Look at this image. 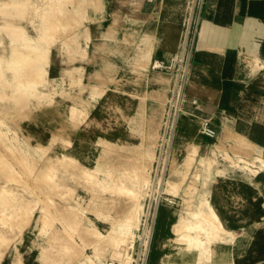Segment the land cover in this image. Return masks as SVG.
Masks as SVG:
<instances>
[{
    "label": "crops",
    "instance_id": "crops-1",
    "mask_svg": "<svg viewBox=\"0 0 264 264\" xmlns=\"http://www.w3.org/2000/svg\"><path fill=\"white\" fill-rule=\"evenodd\" d=\"M185 1L142 0L137 10L125 0L83 2L79 28L86 30L81 38L85 56L75 60L84 81L102 91L95 99L87 91L86 97L87 125L102 126L97 133L102 137L95 140L137 146L139 125L146 130L157 117L156 103L165 97L169 78L149 65L168 61L176 50ZM192 65L172 161L179 164L195 146L197 156L213 152L222 162L205 182L200 178V201L191 203L203 215H214L228 233L224 241H209L210 257L204 262L264 264V165L250 164L256 158L264 161V0H206ZM97 78L113 80L100 83ZM204 118L215 132L212 138L199 132ZM221 155H238L249 164L245 170L232 169ZM179 213L160 207L147 264L198 262V252L174 232ZM40 250L10 247L0 264H39Z\"/></svg>",
    "mask_w": 264,
    "mask_h": 264
},
{
    "label": "bare ground",
    "instance_id": "bare-ground-1",
    "mask_svg": "<svg viewBox=\"0 0 264 264\" xmlns=\"http://www.w3.org/2000/svg\"><path fill=\"white\" fill-rule=\"evenodd\" d=\"M84 1L86 0H76V3L72 5V10H74V12L72 14L69 13V16H71V18L74 20L75 24L74 23L73 24L75 26H78L81 24L80 17H81L82 11L80 10V7L83 5ZM51 2L53 3L54 6H50ZM69 2H70L69 0H0V11L4 10V12L6 11V14L9 10H12V9L14 11H17L18 7L21 5L23 7L22 10L24 11V13H27L26 19L31 27V30L33 31L32 34L20 33V35H17L16 34L17 32L16 33L14 32L15 29L12 27L13 25L10 21L8 22V24H5V25L0 24V34H2L4 38H6L7 40L5 43L2 44V48H1L2 53L0 54V74L4 75L6 74V71H10L11 73L10 77L4 76V78L0 79V86L6 85L9 87H14L13 92L17 94H20V93L23 94L25 98L39 99V98H46L49 96L47 92H43L42 90L39 89L40 85L44 86V84L48 81L49 68H50V46H51V43L56 41L55 39L50 40L49 34H51L52 30L53 31L58 30V32L60 29L64 31L68 30V28H66L67 27L66 21L68 19L69 11H68L67 6ZM125 2L137 10L139 9L141 5L142 0H125ZM91 3L93 2L91 1ZM54 15L56 16V19H58L56 23L50 22L52 20H49ZM12 16L14 17L15 15L14 14L11 15V18ZM48 22H50V24H48ZM110 22H113V21H110ZM18 32H21V31H18ZM58 32H56V34ZM70 32H67V34ZM83 32H86V30L80 29L79 27L78 29L76 28L74 33L69 38H65L64 40H62L59 45V49L65 50L71 54L69 58L70 66L69 67L67 66L66 68H64L63 73H65L67 76L69 75L71 78L76 79L75 82L78 84V87H79V92L70 97H68V93L66 92H63L62 94L63 96L69 98L70 100V104L68 105L69 118L71 121H76V122L79 119V117L82 115L84 111L85 102H87L82 95L84 90L87 88V85L82 82L83 68L81 66H77L73 64V61L75 60L76 56L78 57V59H83L85 56V48L81 46V38H83L84 36ZM56 34L54 35L57 36ZM63 35H66V34L63 33ZM86 37H87V34H86ZM47 38H49L48 41H46ZM58 55H59V52H58ZM252 68L253 69L256 68V63L252 65ZM24 69H27V70L30 69L29 77H26L23 81H19L18 77L16 76L17 72H19V70H24ZM143 71H145V69ZM96 74L98 73L95 72V75ZM99 74L101 75V73ZM96 80L97 82H100V83H106V82H112L113 79L97 78ZM89 88H90L89 89L90 95L93 99H95V97H99L102 93V91L97 92V89H96L97 87L95 86L90 85ZM10 96L11 95H6L1 98L2 100H10V98L13 97V96L12 97ZM1 124L2 122H0V125ZM153 134L154 133H152L150 135L151 137L147 139V144L145 143L147 147H145V149H149L150 147L149 144H152L154 142L155 136ZM19 144L20 143L16 145L13 142L12 143L9 142L7 143V148L9 149L11 153L14 152L15 150L18 151L23 161L30 162L34 160H39L45 155L43 148L32 147V146L29 147L26 145L24 147L23 146L20 147ZM97 146L99 147V149H98V154L96 156V164L93 165L92 167H85L81 165L79 162H77V160L73 156L67 155V154L47 156V158L44 160L45 164L43 163L44 165L42 167L43 168L45 167L44 169L51 170V173L52 172L53 173L65 172L69 170L70 173L67 176V180L69 178V180L71 181L78 182L79 184L82 183L86 185L87 187H89L90 189H92L93 192L95 193L97 191L108 193L116 189L119 193L118 194L119 196L120 194L122 196L123 193L125 194V196H127L128 194L130 195V193L132 192L128 189L123 190L124 188L123 189L121 188V184L120 186L117 185L115 176L113 174V169L110 168L108 164H106V161L111 156L113 157V155L115 156L119 155L120 157H123L127 161L126 163L127 167H125L122 174L125 176H130V175L132 176L133 180L131 181V186L138 188V186L146 185V177H147L146 174H145L146 177L144 176L141 181L139 180L138 173L140 172V167L138 165L129 166V164H131L132 162L138 161V159L141 156L138 155L139 158H137L136 155L123 154L124 151H129L130 153L137 152V154L139 153L142 155V152H141L142 150L140 149V146L138 145L132 146V147L119 146L117 144H114L104 139H98ZM10 158H13L12 155L10 156ZM227 158H231V157L227 156ZM193 162H195L196 169L200 172L198 174H192L190 178H187L186 177L187 172L189 168L192 166ZM244 163L249 164L248 161H245ZM250 164L262 167L264 165V161L261 158H256ZM20 165H24V163ZM180 166L182 169H176L174 171V175L176 178L169 179L166 182V186L164 190L166 193L165 192L164 193L168 195H174V196L175 194L180 195L182 203H183V208L178 215L177 223L174 226V232L177 235V237L180 238L181 243L186 242V245H188L192 250H196L198 252L199 260L196 264H205L204 261L209 260V257H210V253L208 251L209 241L211 239H214L216 241H224L226 239V236L228 235V233L223 230L220 222L214 215L205 216L202 214L203 210H197V209L195 210L192 208V204H191L195 198H197V201H200L199 197L201 196V193L199 190L197 191L196 189V186H195L196 181L198 178H202L203 182L206 181V179L209 177L210 172L213 170V168H215L214 160L208 159V158L206 159L201 156H197V148L194 146L192 150L184 156ZM149 167H150V163L147 161L145 163L144 170H146V168H149ZM26 169H22V170H24L25 172ZM28 170H33V169L29 168ZM251 170L253 173H256L255 169L254 170L251 169ZM27 172L29 173V171ZM43 174L41 177H43ZM28 175L30 176L31 174L29 173ZM51 175H49V177L46 179L51 180L52 178ZM98 175H102L103 177L100 179L98 178ZM12 178H14V176L7 178L3 182L0 183V216H2L0 218V221L12 222L13 219H18V222H17L18 233H20L21 228L24 227V225H26L27 223L29 222L31 223L34 213L36 211H39L40 215L38 216L35 222V226L37 227L39 234L48 235L50 232L51 234L55 232L54 233L55 235H57L58 237H61L63 233H66L65 232L67 231L66 228L65 229L54 228L53 230L51 229L52 224L49 222L50 217L48 218V215L45 212L46 207L45 209H43L42 206L37 207L36 206L37 204L36 195L31 190L26 188V186L22 187L20 185H16V181L19 179L18 176H16V178H18L16 181H15L16 178L14 180ZM25 178L27 179L28 177L26 176ZM21 181H17V182L21 183ZM31 181H33V182H30L32 183V187L33 185L34 186L36 185L34 182L36 183L39 182V180L38 182L37 180L36 181L31 180ZM23 183L24 182L22 181V184ZM44 184H46V182ZM47 184H52V183H47ZM23 185H26V184H23ZM37 189L39 190V188ZM55 193H57L55 194L56 196L54 195L52 196L51 195L52 192H51V194L47 197L48 202H50L52 205L56 204L55 206L60 205V208L62 207V210H63L62 213H64L65 209L68 210V215H69L67 219L68 222L65 220L66 217L64 218V215L63 216L60 215V216L62 217V220L66 223V225L68 226L70 225L73 233L78 234V236L80 237L82 241V244H81L82 246H81L79 244L75 245L74 244L75 241L72 238H70V235H68V237L66 235L65 239L63 238L65 245L62 246L63 247L62 252H64L67 257L72 258L69 264H73L77 259L82 258L83 256H84L83 259H79V262H78L79 264H98L100 260L96 255L93 254V255L88 256V255L83 254V250L87 246L91 248L94 247V251L100 250V249L102 250V248L104 247L105 248L109 247L113 249L112 253H113V256L115 257L121 254L120 253L121 250L123 251L122 246L127 249L130 247L132 239L128 241L129 246L126 245V240H127L128 235L132 234L131 229L134 226L133 224L134 210L131 206L125 210L123 215H121L119 219L105 233L97 232L95 235H93L89 233L90 230L87 231V229H85L84 220L87 218V213L90 211L89 208L92 204H94L95 199L97 198L96 197L97 195L95 196L93 194L92 197L88 200L86 206L76 207L70 203L73 191L67 192L66 189H63V190L60 189L59 193L58 192H55ZM128 198L130 199V197ZM22 200L27 202V204H32L30 205V207H28V210L27 211L24 210V212H21L23 208L20 207L21 209L18 210V205L14 206V204H18V202L20 203ZM15 208H17V211L15 210ZM51 214H53V212ZM20 218H23V220L22 219L19 220ZM68 234H69V230H68ZM132 236L133 235H131V238ZM51 248L52 247L50 246V249ZM62 252H60V254ZM48 253H49L48 249L42 248L39 253V259L41 261H45L46 260L45 258H47L46 254ZM126 258L128 259L127 256ZM124 262H126V260ZM56 264H58V260L56 261Z\"/></svg>",
    "mask_w": 264,
    "mask_h": 264
},
{
    "label": "rangeland",
    "instance_id": "rangeland-1",
    "mask_svg": "<svg viewBox=\"0 0 264 264\" xmlns=\"http://www.w3.org/2000/svg\"><path fill=\"white\" fill-rule=\"evenodd\" d=\"M69 1L70 2L68 3V5H70L71 8H70V11L68 12V19L66 21V26H67L66 28H68V30L64 31L60 29L59 32L58 30L56 31L52 30L51 34H49L50 40L55 39L56 41L51 43V46H50V68H49L48 81L44 84V86L42 85L39 86V89L42 90L43 92H47L49 96L46 98H39V99L25 98L24 95L21 93L20 94L14 93L13 92L14 87H9L6 85L0 86V122H2V124L0 125V153H1L0 154V183L9 177L14 176V178H12L14 180L16 176H18L19 179L16 178L15 181L17 179H18L17 181L22 180L24 182L23 184H26V185H23L22 181L21 183L16 181V185H20L22 187L26 186V188L31 190L36 195V198H37L36 206L37 207L42 206L43 209H45L46 207L45 212L47 213L48 218L50 217L49 222L52 224L51 229L53 230L54 228H57V229L66 228L67 231L65 232L68 234V230H69L68 235H70V238H72L75 241L74 242L75 245L76 244L81 245L82 241L80 237L78 236V234H74L73 231L71 230L70 225L69 226L66 225V223L62 220V217H61L64 215V218L66 217L65 220L68 222L67 220L69 216L68 210L65 209L64 213H62L63 210H62V207L60 208V205L55 206L56 204L52 205L50 202H48L47 197L51 194V192H52L51 194L52 196L53 195L56 196L55 194L57 193L55 192L59 193L60 189L61 190L66 189L67 192L73 191L70 203L76 207L86 206L88 200L92 197V195L93 194L95 196L97 195L96 196L97 198L95 199L94 204H92L89 208L90 211L87 213V218L84 220L85 229H87V231L90 230L89 233L93 235H95L97 232L105 233L119 219V217L123 215L125 210L131 206L134 210V217H133L134 226L131 229L132 234L128 235L127 240H126V245L129 246L128 241L133 239V236L131 238V235L135 234V228H137L138 216H139L141 207L143 205V199L149 188L150 169H151V165L154 159V151H155V146L157 143L158 131H159L160 120H161V113H162V108L165 102V97L163 96L160 99H158L159 101H157L156 103L158 106L157 107L158 109L157 117L151 118L147 122L146 130H143V127L141 124L139 125L140 140L138 142V146H140V149L142 150L141 151L142 155L139 153L137 154V152H134V153H130L129 151L123 152V154L125 155H128V154L136 155L137 158L141 156L138 159V161L132 162L131 164H129V166L138 165L140 167V172L138 173L139 180L141 181L146 174L147 175V177L145 176L146 185L138 186V188L131 186V181L133 180L132 176L131 175L125 176L122 174L125 167H127L126 166L127 161L123 157H120L119 155L117 156L113 155V157L111 156L106 161V164H108V166L113 169V174L115 176L117 185L120 186L121 184V188L122 189L124 188L123 190L125 189L130 190L132 192L130 193L131 196L129 194L125 196L124 193L122 194V196L121 194L119 196L118 195L119 193L116 189L108 193H105L102 191H97L95 193L93 192L92 189H90L89 187H87L86 185L82 183L79 184L78 182L71 181L69 180V178L67 180V176L70 173L69 170L65 172H55V173L52 172L53 173L52 174L51 170L44 169L45 167L43 168L42 166L45 164L44 160L47 158V156H56L60 154L71 155L81 165L85 167H92L93 165L96 164V156L98 154V149H99V147L97 146V140L103 139V138H98L97 140H95L96 136L102 137V135L97 134L99 128H101V131H102V126L100 125L95 126V125H92L91 123H88L87 125L86 123L87 112H88L87 102H85L84 111L82 115L79 117V119L77 120V122L71 121L69 118V114H68V105L70 104V100L69 98L62 95L63 92H66L68 93V97H70L79 92L78 84L75 82L76 79L71 78L69 75L67 76L65 73H63V69L66 68L67 66L68 67L70 66L69 58L71 54L65 50L59 49V45L61 41L64 40L65 38H69L74 33L76 28L78 29V27H80L79 25L75 26L74 20L71 18V16H69V13L70 14L73 13V10H72L73 3L72 2L75 0H69ZM50 6H54L52 2L50 3ZM19 7L17 11H14L12 9V10H9L7 14H6V11L4 12V10H1L0 11V24L5 25V24H8V22L10 21L13 25L12 27L16 30V31L14 30V32L15 33L17 32L16 33L17 35H20V33L32 34L33 31L31 30V27L26 19L27 13H24V11L22 10L23 7L21 5ZM1 12L2 13L4 12V13L2 14ZM13 14L15 16L14 17L12 16L11 18V15ZM49 20H52L50 22L56 23L58 19H56V16L54 15ZM50 22H48V24H50ZM18 31H21V32H18ZM56 32H58L59 34L58 33L56 34ZM67 32H70V33L67 34ZM63 33L66 35H63ZM54 34H56L57 36H55ZM48 40L49 38L46 39V41ZM6 41H7L6 38H4L2 34H0V43H1L0 44V54L2 53V49H1L2 44L5 43ZM58 52H59V55H58ZM56 56H57V59L55 58ZM73 64L77 66H81L79 60H74ZM26 70L27 69L19 70V72H17L16 76L18 77L19 81H23L26 77H29L30 69L27 71ZM4 76L10 77L11 76L10 71H6V74L4 75L0 74V79L4 78ZM82 82L87 85V88L82 93L83 97L86 100V97L88 96L87 91H89L90 85H88L87 82L84 81V78L82 79ZM6 95H11L10 97L12 96L13 97L10 98V100H2L1 97H4ZM108 123H109L108 127H110L111 122L108 121ZM177 130H178V127H177ZM151 132L154 133L153 135L155 136L154 142L152 144H149L150 145L149 149H145V147H147L146 145L147 139L151 137L150 136L152 134ZM104 134L105 136L107 135V133H104ZM90 137H91V140L89 139ZM9 142L11 143L13 142L16 145L20 143L19 144L20 147L22 146L24 147L26 145L29 147L32 146V147L43 148L45 155L39 160H34L30 162L23 161L18 151L15 150L12 153L9 151V149L7 148V143ZM173 148H174V145H173ZM11 155L13 158H10ZM172 157H173V153H172ZM172 157L170 160V169L165 179V186H166V182L169 179L176 178L174 175V171L176 169H182L180 165L184 157L181 159L179 164H176V165L173 164ZM204 158L213 159L215 168L218 167L220 163H222L219 161V157L215 156V153L213 152L210 155L204 156ZM221 158L223 159L224 162L228 160V165L232 166V169H236V170H245L244 168L247 167V164H245L244 162L245 161L249 162V160L247 159L241 160V157L238 155H232L231 158H227V155H224ZM147 161L150 163V167L144 170L145 163ZM23 163L25 166L20 165ZM26 168L28 169L32 168L33 170H28ZM215 168H213V171ZM22 169H26L25 172ZM27 171H29V173L31 174L30 176L28 175L29 173ZM199 172L200 171L196 169L195 162H193L192 166L189 168L187 172L186 177L190 178L192 174H198ZM42 174H43V177H41ZM25 175L28 177L27 179L25 178L26 177ZM49 175H51L52 178L51 177L50 178L52 181L46 179L49 177ZM102 177H103L102 175H98V178L101 179ZM30 179L35 180V181L37 180V182L39 180L38 183L36 182L34 183L36 184L35 186L39 188L40 191L34 185L32 187V183L30 182H33V181H31ZM199 180L200 178L197 179L196 185H195L197 191H198V186H199ZM45 182L46 184H44ZM47 183H52V184H47ZM165 186H164V190H165ZM205 187H206V183H203L202 188H205ZM128 197H130V199ZM168 198L172 199V204H163L164 206H168L169 208H171L172 211L176 213L177 211L182 210L183 205H181L182 200H181L180 195L175 194V196L174 195L168 196ZM16 205H18V210L23 208L21 212H24V210L27 211L28 207H30V205L32 204H27V202L22 200L20 203L18 202V204H14V206ZM15 210L17 211V208H15ZM51 211L53 212V214H51L52 213ZM39 215H40V212L36 211L34 213L32 222L31 223L29 222L26 225H24V227L21 228L20 233H18V224H17L18 219H13L12 222L0 221V262H2L3 259L7 256L6 252L10 247H12V251L17 252L18 248H23L25 245H28V249L30 250L38 249V248L48 249L49 253L46 254V257H47L45 258L46 260L38 261L39 264H56L57 260H58V264H69L71 262L72 258L67 257L65 253L62 252L63 250L62 246L65 245L64 239L67 234L63 233L61 237H58L57 235H55L54 234L55 232L53 231H52L53 234H51V232L48 235L39 234L37 227L35 226V222ZM1 217L2 216H0V218ZM21 219L23 220V218H20L19 220ZM50 246L52 247L51 249H50ZM122 249L123 251L122 250L120 251L121 254L115 257L113 256V253H112L113 249L109 247L107 248L104 247L102 248V250L100 249V250L94 251V247L91 248L87 246L84 248L83 254L88 255V256L93 255V254L96 255L100 260L98 264H101L103 260H108L109 258L111 260L113 259L114 261H120L121 262V263L119 262L120 264H129L128 260L130 256L129 254L130 247L127 249L122 246ZM60 252H62L61 253L62 255L60 254ZM126 256L128 257V259L126 258ZM68 258L71 259L69 263H68ZM83 258L84 256L79 259H83ZM79 259H77L73 264H79L78 263ZM125 260L126 262H124Z\"/></svg>",
    "mask_w": 264,
    "mask_h": 264
},
{
    "label": "built area",
    "instance_id": "built-area-1",
    "mask_svg": "<svg viewBox=\"0 0 264 264\" xmlns=\"http://www.w3.org/2000/svg\"><path fill=\"white\" fill-rule=\"evenodd\" d=\"M205 5L206 0L185 1L176 50L168 61H152L149 65L151 70L163 72L169 79L150 169L149 188L144 196L137 228L130 245L129 264H147L159 209L163 204H172V199L164 193L165 179L170 169L178 122L185 110L186 87ZM191 105L195 106L194 100L191 101ZM209 121V118L201 120L199 132L212 138L215 132L210 128ZM119 262L109 258L103 260L101 264H120Z\"/></svg>",
    "mask_w": 264,
    "mask_h": 264
}]
</instances>
